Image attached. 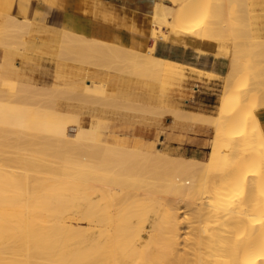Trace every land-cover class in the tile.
Listing matches in <instances>:
<instances>
[{"label":"bare ground","instance_id":"obj_1","mask_svg":"<svg viewBox=\"0 0 264 264\" xmlns=\"http://www.w3.org/2000/svg\"><path fill=\"white\" fill-rule=\"evenodd\" d=\"M179 1L155 0L150 12L141 13L105 0H0L6 24L0 33L5 47L0 69L5 77L0 81V264H264V144H253L259 139L246 129L250 120L241 113L252 87L264 86V35L254 37L246 28L251 26L246 0H213L212 5L206 0L208 22L204 19L202 26L196 19L203 1H183V8H189L173 17ZM237 5L240 14L233 18ZM65 7L101 22L103 34V26H112L110 36L89 34L81 21L64 27ZM40 16L52 22L37 24ZM181 16H188L190 22H183L189 33L175 23ZM122 30L128 32L127 42ZM45 33L57 60L55 80L61 82L51 93L27 73L32 69L27 52H41L49 44ZM161 42L228 56L225 86L238 84L247 58L254 57L252 87H237L234 98L229 97L234 90L222 94L216 115L183 108L162 68L167 61L190 63L159 54ZM114 77L119 81L112 82ZM115 107L157 124L168 116L208 124L214 128L208 157L173 155L110 138L98 118ZM234 121L243 129L225 136ZM225 139L231 163L243 164L238 173H244L221 180L229 192L239 182L244 194L219 196L227 200V212L211 219L218 221L216 231L224 233L218 243L206 218L214 210L210 171L222 161ZM255 155L259 165L247 163ZM256 188L263 195L260 208L253 204L260 197ZM182 204L191 209L190 216L181 213ZM73 217L86 225L74 226ZM224 256L230 258L222 260Z\"/></svg>","mask_w":264,"mask_h":264},{"label":"rangeland","instance_id":"obj_2","mask_svg":"<svg viewBox=\"0 0 264 264\" xmlns=\"http://www.w3.org/2000/svg\"><path fill=\"white\" fill-rule=\"evenodd\" d=\"M156 1H158V0H156ZM183 1L184 2L187 1L188 3H190L188 0H182V2L180 0L179 3H177L178 6L175 5L176 6L175 8H177V9L174 10L175 12L173 13V17H174V14L176 16V13L178 11H180L179 10L180 8L184 9L183 8V5H184ZM202 1H203L202 2L203 4H202V9L201 10L203 11L204 10L203 7H205V5H206V0H202ZM211 1H212V3H211ZM207 2H208V0H207ZM209 2L211 3V5L214 3L213 0H210ZM246 2H247V8L249 6V8H248L249 10L247 12L249 14L248 15L246 14V20H247L246 22L249 24V22L251 20L250 23H251V26H252V27L249 26L250 25L249 24L248 26H246V28L250 27L249 29H251L253 31L252 32L251 30H247V31L245 30V33H247L246 35L249 34V31H250V35L249 36H251L252 33H253L254 37L256 35L257 36L264 35V0H246ZM210 3H208V4H210ZM156 4H157V2H156ZM179 6H181V7H179ZM234 7H236V6H233L232 15H231L233 18H235L236 16H239V14H240L239 11L237 10V9H239L238 5H237L236 9ZM187 8H189V7H187ZM187 8H185V9H187ZM209 8H210V11H211V6ZM1 10L4 11L5 9H1L0 8V33H1V31L5 30V28H6L5 20H4L3 16L1 15V13H2ZM155 10H156V8H155ZM201 10L199 11V13H197L198 17L196 19V22H197V20H199L198 23L199 22L201 23L200 26H202L203 24H206L205 22L203 23L202 21L204 19H206L205 17L207 16V14L205 13L207 11L204 10L205 12L204 11L201 12ZM150 11H151V8H149L147 12H150ZM208 13H209L208 14V18L211 20L210 17H212V15H210V13H212V12H208ZM177 15L179 16V13ZM209 15H210V17H209ZM181 17L183 18L184 16H181ZM62 18H63L62 24H63L64 27H67V28H69L71 26L73 21H75V24L79 23V21L85 22V17H83L77 11H74V10H72L70 8H67V7H65L63 9ZM182 18H178L177 17L176 19H182ZM187 18H188V16L186 18H183L181 21L175 20V23L178 24L177 22H180L182 24L180 26H182V27H178V28H181L180 29L181 31L187 29L186 31L189 33V31H192V30L188 31V28H185V24L189 21V19L187 21ZM36 19L38 20L36 22L37 24H44V25L46 24L47 26L49 25V24H47V22H49V23L52 22L51 21L52 19L49 18V17L47 18V17L40 16V17H36ZM184 19H186L185 20V21H187L186 23L183 22ZM200 19H201V21H200ZM192 20H194V18ZM206 20H207L206 22H208V19H206ZM172 23L175 24L174 22H172ZM188 23H187V25H188ZM197 24L194 23L193 25L197 26ZM175 26H176V29H175V31H176V30H178L177 26H179V25H175ZM190 26L192 28V25H190ZM196 28H198V27H196ZM196 28H194V29H196ZM8 32H9V30H8ZM122 32L124 33L125 41L127 42L128 41V32L126 30H122ZM178 32L181 33L179 30H178ZM183 32H185V31H183ZM184 34H186V33H184ZM49 35H50L49 33H45L43 35V36H45V39H46L47 42L50 41V40H48L49 39ZM210 41H212V40H210ZM214 41H216L215 43L217 44V41L222 43L224 40L222 41V39L221 40L213 39L212 42L214 43ZM48 43H49L48 44L49 46L48 45H44L42 47L43 49L41 48L42 49L41 52L40 51H37V52L28 51L27 52L29 57L32 58L31 60H29V63L31 64L32 69H28L27 73L34 79L36 84H38L41 87H44L45 89L48 88V90H49L50 88L52 89L56 85L61 86V82L59 84V82H57L55 80V72H56V67H57V60H56V58H55V56L53 54V52H54L53 44H51L50 42H48ZM225 43L222 46V49L225 48L228 45V44H225ZM46 46H47V48H46ZM216 47H217V45H216ZM219 47L221 49V46H219ZM219 47H217V48H219ZM4 48L5 47L2 44H0V69H1V63H2V60H3L2 57L4 55L3 54L4 53ZM44 50H45V52H44ZM142 53L144 54V51H142ZM158 53L162 54V55H165V56H169L171 58H175V59L190 63V64H186L185 65V63L183 64V62H178V61L168 62L167 61L165 64H163L165 66H163V68H162V70H164L162 72L163 73L162 74L163 79L167 78L166 81L171 82L172 88H175V100L178 103V105L183 107V108H186V109H189V110H196V111L205 112L202 109V107H199L193 101L195 99L196 91L194 89H192V88H194L195 85H199L200 84V85L205 86L206 89H210L212 91H215V93H216L215 97L217 98V101H216L215 104L218 105V110H219L220 105H221L220 97H221L222 94L227 93L230 90H234V91H231L229 93V97L230 98H234L236 96L237 92L239 91V89H238L239 87H242V86L243 87H245V86L246 87H250L251 86V82H252L251 77L253 76V75H251V73H252L251 68L254 65V64H252L253 61H255L254 57H251L252 58L251 59L252 63L249 60L250 58H247L249 62L247 61L248 63L243 66V68L241 69V71L239 73V83L238 84H237V82L236 83H231L230 85L225 86V81H226L225 74L224 75H220V74L216 73L215 71L205 69L206 67H204L203 60L207 61V59H212V57H209V55H206L205 53H199V52H197V50L192 52V50H190L189 48L185 49L183 46L181 47V46L174 45L172 43H164V42L159 43ZM148 54H145V55H148ZM199 54L202 55V58L198 57ZM21 59L22 58L18 57L17 61H20ZM224 61H225L224 64H225V66L227 68V70H226V72H227L228 71V63H229L228 56H226ZM177 63H178V65H177ZM261 63H262V61H261ZM167 64H169V65H167ZM171 64H173L172 67H170ZM173 67H175V68H173ZM166 68H168V69H166ZM4 79H5V77H3L1 75V72H0V81H2ZM130 79L132 80V82H135V80H137V78H135L133 76H130ZM111 81L112 82H118L119 80H118V77H114V78L111 79ZM140 81L144 82V79H140ZM263 83L264 82L262 80L261 84H263ZM182 85H183V87L184 86L185 87L183 88ZM263 87L262 86L261 87H258V86L254 87L253 86L252 87V90H251V93H250L252 96L251 97L250 96H246V97H249L250 99L246 98L247 100H245L246 103L244 102L245 105H244L243 111H241V113H243V115L247 116V120L249 118V120L252 121L251 124H250V121H248L249 122L248 123L249 126L246 127V129L250 128L251 130H253L254 132H251L249 130L248 131L251 132V133H256L257 137H256V134H254V136L257 138V140L259 139L258 141H256L254 139V142H253L254 145H255V142H257V144H259V145L260 144H262V145L264 144V142H263V138H264V100H263L264 99V96H263L264 91L263 90H264V88ZM51 89L49 91L46 89V91L51 93L52 92ZM52 90H54V89H52ZM147 90L148 89L144 90L145 94H148ZM181 90H183V92H181ZM178 91H179V93H177ZM248 95H249V93H248ZM181 96H183V97H181ZM66 101L73 102V100H66ZM75 103H77V101H75ZM180 103H181V105H180ZM94 106L97 107V108H104V107H102L100 105H94ZM214 109H217V106H215ZM226 110H229V109H225V111ZM217 112L214 111L213 115H216ZM205 113H207V112H205ZM208 114H212V113H208ZM173 119L174 118L168 116L162 121V124H157L151 118L144 117V116L142 117V115L136 113L135 111L123 110V109H120L119 107H115V108L109 109L107 114H106V117L98 118L99 125L101 127H103L104 133L107 134L110 138L117 139V140H122V141H128L129 142L128 145H131V146L143 147V148L154 150V151L162 149L164 152H167V153H170V154H173V155H182L181 153H179L178 150L170 151L171 147H170L169 143H172L175 146H180L185 152H187V149H185L187 136L185 135L184 132H186L188 129L191 128L190 126H191V124L193 122L188 120V119H183V121L185 122L184 123L182 121V119L180 121L179 120L177 121L175 119L173 120ZM174 123H176V124H174ZM235 123H236L235 121L232 122L231 128L229 129V131L224 133L225 136L226 135H231V136L232 135H237L238 133L240 134L239 129H241V127L243 129V126L238 125L240 127L239 128L238 126H236V124H239V123L238 122L236 124ZM193 124L195 125L196 123H193ZM201 124L208 126V124H206V123H201ZM209 128H210V130L207 132L208 140L206 141V147H205L204 151L202 152V155L204 157H207L209 152H210L211 142H212V138L214 136V130H213L214 128L213 127H209ZM242 132H244V131L241 130V133ZM226 142H227V140L225 139L220 144L221 145V150H222L221 152H224V153H221L222 161H221V163H219L217 165V167L220 166V165L223 167V165H224V167H223L224 169L223 168L222 169L218 168L217 171H216L217 167H215V168L211 169V171H210V180L211 181H210V187H209L208 195H209V197H210V195L211 196L214 195V196L210 197L211 200H210V198H209V200H210L211 205H213L212 209H214L216 211L217 210H222V213H223V214H221L220 211L215 212L214 210H212L210 212L211 215H209L211 217H207L206 218L207 219V224L209 225L210 228L212 227L211 228L212 230H214L218 226V224H217L218 221H215L217 219V217H220L221 215H224L225 211L227 212V207H224L225 203H223L224 201L227 202V200H223V199H225L226 196H229V195H232L233 198H240L244 194L243 186L239 182L234 187L235 189L233 188L229 192V191H225L226 187L224 185V180H221V179L227 178V176L228 177L231 176V174H235V173L239 174L238 172H241V170H242L241 168L243 167V164L239 163V166H241V167H239V166H237V165L235 166V165H233V163H231L232 159H230V158L232 157V153H230L229 150L226 149V148H228L227 147L228 145H226L227 144ZM254 147L256 148L257 145L254 146ZM260 147H261V145L259 146V148ZM225 150H226V155H227L228 152H229L228 153L229 155H227V156L224 155L225 154ZM227 150H228V152H227ZM251 155H252V153H251ZM251 155L250 156L248 155V156L251 158ZM182 156H184V155H182ZM257 156H259V155H257ZM255 157H256V155H255ZM261 157L262 156H260V159H261ZM246 159L248 160L247 163L250 161L251 163L255 164L257 157L254 158V160H253V157H252V160H250L248 157ZM252 161H255V162H252ZM256 163L257 164L259 163L258 160H257ZM226 168H227V170H226ZM249 172H252V171H249ZM253 172H256V171L253 170ZM242 173H244V172H242ZM242 173H240V174H242ZM220 175L222 176V178H221ZM239 175H238V178L240 179ZM224 176H225V178H224ZM219 180L223 181V183H221V181H219ZM217 181H219V182H217ZM261 182H262L263 185H261V183H260V185H261L260 187H263L264 186V183H263L264 182V178H263V181H261ZM255 187H257V186H255ZM263 189H264V187H263ZM257 190L258 189L256 188L255 192H257L256 194L258 195L259 190L258 191ZM259 193L261 194V191ZM216 194H217V197H215ZM219 196L223 197L222 201L220 200ZM258 196H260V195H258ZM258 196H255V197L258 198ZM261 196H263V195H261ZM261 196L258 199H254V201L257 200V201H255V203L253 202V204H258V208H260V206H261L260 204L261 203L263 205V202H261V200H260V198L261 199L263 198ZM213 197H215V198H213ZM216 198H219V200H220L218 203L216 202V201H218V199H216ZM262 201H264V200L262 199ZM213 203H216L218 205H215ZM214 205L218 206V207H215ZM181 206H182L181 207V209H182L181 213H183V215L186 214L187 216H190L191 214H187V213H190L191 209H189L188 207L183 206V204ZM255 207L257 208V205ZM212 217H214L216 219L215 220H211ZM183 221H184L183 225L185 227H183L182 231L184 232L183 234L186 235L187 232L185 230L188 229L187 228L188 227L187 226L188 223H186V219H184ZM213 222H216V223L213 224ZM72 224L74 226L75 225L76 226H79V225L85 226L86 225V223L76 222L75 221V217L72 218ZM189 230H190V228H189ZM214 231H216V229ZM221 232H220V230L216 231L217 234L219 233L218 234L219 236H216L217 234L215 236H213V235L212 236L210 235V236H211V238L215 237V239L219 243L220 236L222 234H224L223 232L222 233ZM209 249L208 248L204 249V251L210 252ZM213 251L214 250H212V252ZM214 252H216V251H214ZM225 257L228 258L229 256H224L222 258V260L225 259Z\"/></svg>","mask_w":264,"mask_h":264},{"label":"crops","instance_id":"obj_3","mask_svg":"<svg viewBox=\"0 0 264 264\" xmlns=\"http://www.w3.org/2000/svg\"><path fill=\"white\" fill-rule=\"evenodd\" d=\"M105 1L110 2L112 4H116L118 6H126L131 9H136L141 13L147 12L149 8H151L152 10V5L154 2V0H105ZM82 23H84L83 26L85 28V31L87 30L89 34H96L104 37H109L112 31V26L106 24L107 27L103 26L105 31V33L103 34L101 27L99 30V26L101 22H99L96 19L85 17V22ZM174 45L181 46L178 44H174ZM183 47L185 49L189 48L190 50H192V52L196 50L193 47H188V46H183ZM197 52L204 53L201 51H197ZM205 54L209 55V57H212V59H207V61L203 60L204 67H206L205 69L215 71L220 75H224L227 70L224 64L226 55H214L211 53H205ZM198 57L202 58V55L199 54ZM215 95H216L215 91L206 89L205 86L199 84L198 90L195 93V99L193 101L195 102L196 105L202 107V109L205 112L214 114L213 113L214 111L216 112L218 111V105L215 104L217 101ZM215 106H217V109H214ZM193 126H191L192 128L188 129L186 132H184L185 135L187 136V141L185 145V149H187V152H185L180 146H175L172 143H169L171 147L170 151L178 150L179 153H181L182 155L206 159L208 156L204 157L202 155V152L206 147V141L208 140L207 132L210 130V128L201 123H197Z\"/></svg>","mask_w":264,"mask_h":264},{"label":"built area","instance_id":"obj_4","mask_svg":"<svg viewBox=\"0 0 264 264\" xmlns=\"http://www.w3.org/2000/svg\"><path fill=\"white\" fill-rule=\"evenodd\" d=\"M197 89H196V91L198 90V87H196Z\"/></svg>","mask_w":264,"mask_h":264}]
</instances>
